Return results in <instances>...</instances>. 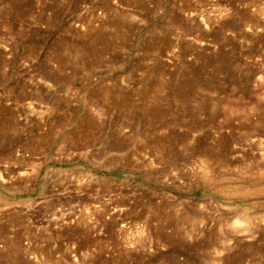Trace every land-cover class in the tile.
<instances>
[{
  "label": "rangeland",
  "instance_id": "rangeland-1",
  "mask_svg": "<svg viewBox=\"0 0 264 264\" xmlns=\"http://www.w3.org/2000/svg\"><path fill=\"white\" fill-rule=\"evenodd\" d=\"M0 264H264V0H0Z\"/></svg>",
  "mask_w": 264,
  "mask_h": 264
}]
</instances>
